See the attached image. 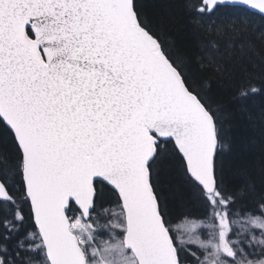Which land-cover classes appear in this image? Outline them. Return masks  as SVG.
<instances>
[{"label":"snow or ice","instance_id":"obj_1","mask_svg":"<svg viewBox=\"0 0 264 264\" xmlns=\"http://www.w3.org/2000/svg\"><path fill=\"white\" fill-rule=\"evenodd\" d=\"M174 6L190 37L139 0H0V264H264V0ZM237 117L259 183L227 179Z\"/></svg>","mask_w":264,"mask_h":264},{"label":"trees","instance_id":"obj_2","mask_svg":"<svg viewBox=\"0 0 264 264\" xmlns=\"http://www.w3.org/2000/svg\"><path fill=\"white\" fill-rule=\"evenodd\" d=\"M144 6L147 16L158 24H165L178 33L181 38L190 37L191 26L186 17L174 6V0H139ZM264 100L256 97L251 102V110L258 116L260 105ZM233 138L235 149L231 155L226 157L224 166L227 179L235 182L239 174L247 169L256 173L259 183V131L254 129L247 118L237 117L233 121L230 132ZM255 139L256 146L251 141ZM165 193L168 196L169 212L173 218L181 213L197 214L201 211L194 199L192 191L181 181L178 176L173 175L165 186Z\"/></svg>","mask_w":264,"mask_h":264}]
</instances>
